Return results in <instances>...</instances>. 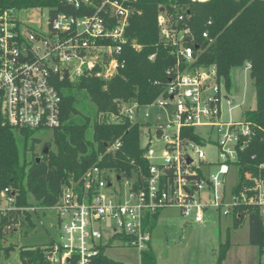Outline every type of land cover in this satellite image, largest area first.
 I'll return each instance as SVG.
<instances>
[{
	"label": "built area",
	"instance_id": "1",
	"mask_svg": "<svg viewBox=\"0 0 264 264\" xmlns=\"http://www.w3.org/2000/svg\"><path fill=\"white\" fill-rule=\"evenodd\" d=\"M66 1L81 9V15L57 12L50 17L44 9V22L37 26L21 21L22 10L0 9V116L17 130L58 128L64 80H108L123 67L120 54L135 0ZM157 24L176 62L167 70L163 94L148 105L167 108L170 116L154 124L136 120L139 108L147 105L135 102L121 103L117 114H106L108 122L127 118L140 125L146 165L134 164L127 172L93 164L77 181L63 185L57 203L49 208L56 210L59 227V241L43 247L49 264H64L71 257L77 264H91L101 246L115 244L141 254L150 248L153 217L164 208L179 209L184 224L203 222L209 209L218 217L238 219L241 206L259 208L264 220V177L244 171L240 181L236 164L254 136L251 123L224 115L225 105L229 112L236 101L215 66L195 64L185 38L188 28L176 29L163 11ZM202 36L206 38V32ZM121 145L120 139L105 143L98 160L114 155ZM206 148L214 149L215 158H208ZM231 170L235 181L229 186ZM10 192H0L6 203L0 209L3 215L15 209ZM19 222L3 229L15 231Z\"/></svg>",
	"mask_w": 264,
	"mask_h": 264
},
{
	"label": "trees",
	"instance_id": "2",
	"mask_svg": "<svg viewBox=\"0 0 264 264\" xmlns=\"http://www.w3.org/2000/svg\"><path fill=\"white\" fill-rule=\"evenodd\" d=\"M132 6L135 11L130 15L126 42L120 54L123 67L108 80L81 76L62 82L59 87L61 125L52 130L51 139L44 143L39 155L34 153V146L40 142L33 137L36 131L17 130L0 116V192L9 188L15 196V209L5 215L0 212V252L5 255L14 245H4L7 232H11L5 231L4 226L20 220L18 215L29 223L27 208L34 203L43 209L54 206L63 185L69 180L77 181L91 165L111 166L127 172L134 164L145 167L140 125L127 118L108 122L105 116L117 114L121 103L148 105L163 94L169 80L167 70L175 64L176 58L170 46L159 37L157 16L161 8L172 17L176 29L188 28L185 38L193 48L195 64L215 66L227 91L231 87V70L249 64L255 107L245 111L244 118L251 123L254 136L239 153L236 164L240 181L244 171L264 177V168L259 170L264 164V0H135ZM6 8L47 9L50 17L57 12L82 13L66 0H0V9ZM181 14L184 19L178 20ZM204 32L206 38L202 36ZM117 139L122 145L114 155L98 160L105 143ZM45 147L46 153L43 152ZM238 209L241 217L233 218V228H237L247 214L248 243L258 247L259 264H262L264 220L260 210L243 206ZM158 213L153 217V225ZM229 244L227 230L225 240L218 244L214 264H222ZM44 245L20 247V259L24 264H49L44 258ZM104 251L101 246L91 264H124L107 257ZM64 264L77 262L71 257ZM138 264H158L151 247L141 252Z\"/></svg>",
	"mask_w": 264,
	"mask_h": 264
},
{
	"label": "rangeland",
	"instance_id": "3",
	"mask_svg": "<svg viewBox=\"0 0 264 264\" xmlns=\"http://www.w3.org/2000/svg\"><path fill=\"white\" fill-rule=\"evenodd\" d=\"M19 12L21 21L31 26L43 23L44 14L46 15V11L39 8L24 9ZM248 68L249 64L246 63L243 66L233 68L230 72L231 87L229 93L232 98H239L240 103L235 102L229 112L227 110L228 106L225 105L224 115L226 117L231 116L233 119L240 120L244 117L245 111L255 107L254 86L249 76ZM169 116V109L153 104L140 107L135 117L136 120L154 124L167 121ZM33 137L40 139V142L34 146V153L39 155L44 143L51 139L52 130H37L33 134ZM205 151L209 159L215 158L213 148H206ZM234 181L233 171L231 170L228 179L229 186ZM5 204V201L0 198V209ZM28 211H30V222L27 223L22 218V215H18L17 219H20V222L17 229L7 232L4 245L7 246L11 243L14 246L8 255H5L3 251L0 252V264H21L22 260L19 256L20 247L44 245L51 240L59 241L58 215L56 210L43 209L34 203ZM205 216V225L197 227L192 222L182 225L183 217L179 209L175 207L164 208L159 211L155 225L151 228L150 246L160 264L213 263L218 248V240H225L227 227L228 237L231 238L234 245L238 243L251 247L248 243V222L246 219L237 228H233L230 218L222 216L218 218L216 212L212 209L206 211ZM104 240L105 238H103ZM115 245L105 248L104 254L107 257L124 264L139 263L140 253L137 249ZM262 264H264V261Z\"/></svg>",
	"mask_w": 264,
	"mask_h": 264
},
{
	"label": "crops",
	"instance_id": "4",
	"mask_svg": "<svg viewBox=\"0 0 264 264\" xmlns=\"http://www.w3.org/2000/svg\"><path fill=\"white\" fill-rule=\"evenodd\" d=\"M234 100H235V98H234ZM218 218H221V217H218ZM181 224L182 225L184 224L183 221L181 222ZM193 224H196L197 227H203L205 225V221L200 222V223H193ZM154 225H152V228ZM227 230H228V227H227L226 231ZM220 241L221 240H218V244ZM229 243L230 244L226 250V254H225V257H224L222 264H259V251H258L257 246L251 245V247H249V246H246L245 244L240 245L238 243H236L237 245L236 244L234 245V242L231 240V238H229ZM252 248H254V249H252ZM214 262L213 263L210 262V264H214ZM157 263L160 264L158 262V259H157ZM198 264H200V263H198Z\"/></svg>",
	"mask_w": 264,
	"mask_h": 264
},
{
	"label": "water",
	"instance_id": "5",
	"mask_svg": "<svg viewBox=\"0 0 264 264\" xmlns=\"http://www.w3.org/2000/svg\"><path fill=\"white\" fill-rule=\"evenodd\" d=\"M162 10H163V8H161V9H160V11H162ZM235 101H236L237 103H240V99H239V98H235ZM43 152H44V153H46V152H47V147H45V148H44ZM21 263H22V264H24V263H25V261H24V260H22V261H21Z\"/></svg>",
	"mask_w": 264,
	"mask_h": 264
}]
</instances>
